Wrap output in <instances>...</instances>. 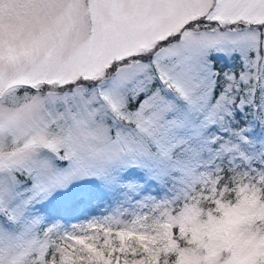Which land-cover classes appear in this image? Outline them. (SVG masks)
<instances>
[{
  "label": "snow or ice",
  "instance_id": "6c2138e0",
  "mask_svg": "<svg viewBox=\"0 0 264 264\" xmlns=\"http://www.w3.org/2000/svg\"><path fill=\"white\" fill-rule=\"evenodd\" d=\"M0 264H264V0H0Z\"/></svg>",
  "mask_w": 264,
  "mask_h": 264
}]
</instances>
